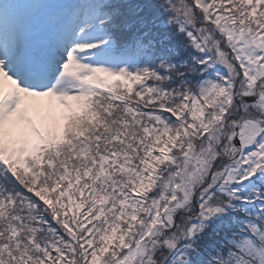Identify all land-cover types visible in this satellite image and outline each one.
Listing matches in <instances>:
<instances>
[{
	"label": "snow or ice",
	"instance_id": "obj_1",
	"mask_svg": "<svg viewBox=\"0 0 264 264\" xmlns=\"http://www.w3.org/2000/svg\"><path fill=\"white\" fill-rule=\"evenodd\" d=\"M0 264H264V0H0Z\"/></svg>",
	"mask_w": 264,
	"mask_h": 264
}]
</instances>
